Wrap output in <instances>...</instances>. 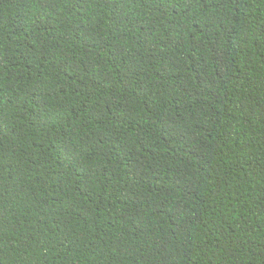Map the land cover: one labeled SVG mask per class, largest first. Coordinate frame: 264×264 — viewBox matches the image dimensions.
Wrapping results in <instances>:
<instances>
[{
  "label": "trees",
  "instance_id": "16d2710c",
  "mask_svg": "<svg viewBox=\"0 0 264 264\" xmlns=\"http://www.w3.org/2000/svg\"><path fill=\"white\" fill-rule=\"evenodd\" d=\"M0 264H264V0H0Z\"/></svg>",
  "mask_w": 264,
  "mask_h": 264
}]
</instances>
